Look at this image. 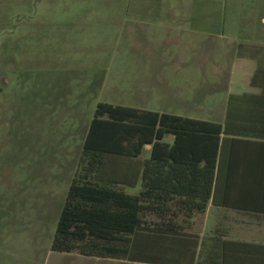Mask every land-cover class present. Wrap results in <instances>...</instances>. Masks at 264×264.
<instances>
[{
	"label": "rangeland",
	"instance_id": "obj_1",
	"mask_svg": "<svg viewBox=\"0 0 264 264\" xmlns=\"http://www.w3.org/2000/svg\"><path fill=\"white\" fill-rule=\"evenodd\" d=\"M128 8L173 13L155 18L181 40L137 23ZM226 46L228 0H0V264H117L46 254L86 167L94 110L155 105L206 119L204 105L220 108L226 97ZM150 72L153 87H141Z\"/></svg>",
	"mask_w": 264,
	"mask_h": 264
},
{
	"label": "crops",
	"instance_id": "obj_2",
	"mask_svg": "<svg viewBox=\"0 0 264 264\" xmlns=\"http://www.w3.org/2000/svg\"><path fill=\"white\" fill-rule=\"evenodd\" d=\"M123 11L134 15L137 23L159 24L168 41L181 40L182 35L177 33L176 41L170 25L155 18L173 13L147 8ZM204 56V62L211 59L203 55L200 62ZM224 56L228 61V74H224L228 87L223 105H204L206 119L183 116L223 127L206 206L198 208L209 187L204 161L199 170L188 169L187 165L161 168L160 194L147 199L152 207L146 210L144 225L131 235L128 259L67 255L117 264H264V0H228V47ZM186 64L183 60L182 67ZM151 72L139 77L144 80L139 82L141 87H153L151 82L147 84L154 78ZM121 106L169 113V109L155 105ZM174 139L166 135L163 141L172 145ZM151 153L152 146L147 145L137 157L110 155L111 166L100 168L96 178L125 192L126 188H137V194L131 195H138L143 190L144 166L151 160ZM199 156L179 149V158ZM166 164L173 161L169 159ZM50 252L47 249V257Z\"/></svg>",
	"mask_w": 264,
	"mask_h": 264
},
{
	"label": "trees",
	"instance_id": "obj_3",
	"mask_svg": "<svg viewBox=\"0 0 264 264\" xmlns=\"http://www.w3.org/2000/svg\"><path fill=\"white\" fill-rule=\"evenodd\" d=\"M222 131L220 124L203 120L98 103L83 141L84 164L80 165L86 167L74 174L49 250L128 259L131 235L144 225L146 210L152 207L147 199L160 194L161 168L187 165L188 169L199 170L204 161L209 187L203 204L198 206L203 209L211 193ZM166 135L175 138L172 145L163 141ZM147 145L152 146L151 160L144 166L143 190L138 195L98 181L96 174L104 156L137 157ZM183 148L200 156L179 158V149ZM169 159L173 164H166Z\"/></svg>",
	"mask_w": 264,
	"mask_h": 264
}]
</instances>
